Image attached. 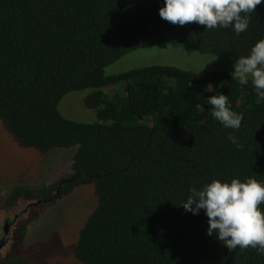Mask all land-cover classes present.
<instances>
[{
    "label": "trees",
    "instance_id": "trees-1",
    "mask_svg": "<svg viewBox=\"0 0 264 264\" xmlns=\"http://www.w3.org/2000/svg\"><path fill=\"white\" fill-rule=\"evenodd\" d=\"M164 0H0V118L22 145L48 152L75 147L71 172L31 197L60 196L93 184L97 204L79 232L84 264H264L249 247L233 251L209 236L208 217L185 212L189 189L213 180L264 181V98L229 71L169 64L107 75L106 67L139 48L176 41L200 53L248 56L264 40V4L247 31H206L159 15ZM114 87L111 93L105 87ZM85 98L92 122L59 110L70 91ZM228 96L243 115L225 129L207 99ZM238 145L228 140L229 134ZM30 192V193H29ZM264 209V204L259 206ZM3 264H33L13 253ZM56 264H65L57 262Z\"/></svg>",
    "mask_w": 264,
    "mask_h": 264
},
{
    "label": "rangeland",
    "instance_id": "rangeland-1",
    "mask_svg": "<svg viewBox=\"0 0 264 264\" xmlns=\"http://www.w3.org/2000/svg\"><path fill=\"white\" fill-rule=\"evenodd\" d=\"M237 60L233 56L200 53L179 42L168 41L123 55L109 64L105 73L112 75L153 64L233 72ZM114 87L121 90L124 84L105 87L104 91L111 93ZM91 91V88H84L65 94L59 103L60 112L73 120L95 121L96 112L85 104V98ZM75 151V147L55 148L44 153L24 146L13 137L0 118V191L5 192L18 185L32 193H40L46 186L70 174ZM96 204L94 185L86 184L76 186L46 207L30 224L25 256L33 264H84L75 256V245Z\"/></svg>",
    "mask_w": 264,
    "mask_h": 264
},
{
    "label": "clouds",
    "instance_id": "clouds-1",
    "mask_svg": "<svg viewBox=\"0 0 264 264\" xmlns=\"http://www.w3.org/2000/svg\"><path fill=\"white\" fill-rule=\"evenodd\" d=\"M264 0H164L159 15L162 19L184 26L191 22L206 26L207 30L231 28L237 36L247 31L250 14ZM233 81L245 86L251 80L259 98H264V40L258 41L248 56L239 57L231 73ZM211 115L225 129L239 130L243 115L233 111L228 96H210ZM228 140L238 145L231 133ZM181 204L185 212L198 215L204 210L208 217L209 236H215L229 251L249 247L264 255V181L249 177L244 181L213 180L202 189L192 187Z\"/></svg>",
    "mask_w": 264,
    "mask_h": 264
},
{
    "label": "flooded vegetation",
    "instance_id": "flooded-vegetation-1",
    "mask_svg": "<svg viewBox=\"0 0 264 264\" xmlns=\"http://www.w3.org/2000/svg\"><path fill=\"white\" fill-rule=\"evenodd\" d=\"M20 187L22 186L16 185L8 191H0V242L4 241L0 248V264H3L13 253L25 255V247L29 239L27 231L33 218L55 203L63 185L59 184L51 189L49 198L35 195L29 197L19 190Z\"/></svg>",
    "mask_w": 264,
    "mask_h": 264
},
{
    "label": "water",
    "instance_id": "water-1",
    "mask_svg": "<svg viewBox=\"0 0 264 264\" xmlns=\"http://www.w3.org/2000/svg\"><path fill=\"white\" fill-rule=\"evenodd\" d=\"M3 243H4V241H1V242H0V248L2 247Z\"/></svg>",
    "mask_w": 264,
    "mask_h": 264
}]
</instances>
